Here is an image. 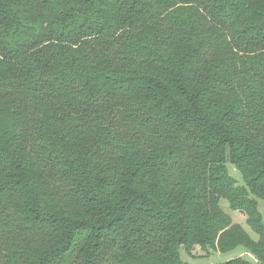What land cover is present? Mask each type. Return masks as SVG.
Wrapping results in <instances>:
<instances>
[{"label":"trees","instance_id":"trees-1","mask_svg":"<svg viewBox=\"0 0 264 264\" xmlns=\"http://www.w3.org/2000/svg\"><path fill=\"white\" fill-rule=\"evenodd\" d=\"M259 201L264 0H0V264H264Z\"/></svg>","mask_w":264,"mask_h":264},{"label":"rangeland","instance_id":"rangeland-1","mask_svg":"<svg viewBox=\"0 0 264 264\" xmlns=\"http://www.w3.org/2000/svg\"><path fill=\"white\" fill-rule=\"evenodd\" d=\"M227 171L238 186L246 189L248 192L250 191L242 172L235 165L232 163L227 164ZM220 205L222 209L232 217L234 223L245 228L253 238H257V235L248 225L246 215L238 210L232 209L230 203L226 199H222ZM259 212L264 223V201H259ZM179 254L181 261L187 264H223L236 258H242L250 264H259L243 246H238L229 253H221L218 250H210L207 252L206 250H202L200 248L196 249L193 253H189L187 249L182 246Z\"/></svg>","mask_w":264,"mask_h":264},{"label":"water","instance_id":"water-1","mask_svg":"<svg viewBox=\"0 0 264 264\" xmlns=\"http://www.w3.org/2000/svg\"><path fill=\"white\" fill-rule=\"evenodd\" d=\"M243 214H244V212L243 211H241Z\"/></svg>","mask_w":264,"mask_h":264}]
</instances>
